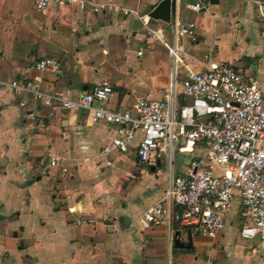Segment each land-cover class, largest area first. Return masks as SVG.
<instances>
[{"label": "crops", "instance_id": "crops-1", "mask_svg": "<svg viewBox=\"0 0 264 264\" xmlns=\"http://www.w3.org/2000/svg\"><path fill=\"white\" fill-rule=\"evenodd\" d=\"M97 1L137 14H90L54 2L37 12L35 0L29 5L0 0V81L35 76V62L52 56L60 70L41 72L45 91L75 99L108 80L115 90L110 107L133 102L132 94L159 98L173 67L165 43L180 48L179 55L194 70L211 60L231 63L256 78L264 75V33L258 23V2L264 6V0H176L169 22L148 17L159 0ZM191 4L201 8L194 11ZM143 17H148L146 25ZM175 20L195 23V42L174 39ZM234 33H239V53L222 56L220 36L235 38ZM110 136L107 126L88 124L81 111L57 110L50 116L46 108L0 84V264H264L250 246L239 250L226 229L214 239L191 238V251L174 250L175 232L163 226L142 230L140 215L162 196L169 172L163 176L160 167L144 169L133 155L99 154ZM50 156L59 157L66 171L50 165ZM120 159L137 165L139 188L151 187L139 204L130 194L132 204H117L110 173L121 170L111 168ZM181 233L180 240L187 241Z\"/></svg>", "mask_w": 264, "mask_h": 264}, {"label": "built area", "instance_id": "built-area-1", "mask_svg": "<svg viewBox=\"0 0 264 264\" xmlns=\"http://www.w3.org/2000/svg\"><path fill=\"white\" fill-rule=\"evenodd\" d=\"M53 2L90 14H137L111 1L97 0H35L34 8L42 12ZM258 3V23L264 33V6ZM190 7L194 11L201 8L199 4ZM142 20L148 23V17ZM173 35L175 40L188 37L195 42V23L175 20ZM165 44L173 67L159 98L139 97L110 107L115 90L108 80L75 99L45 91L41 72L60 70L52 56L35 62L37 75L0 84L46 108L50 116L57 110L81 111L88 124L107 126L111 136L99 148L101 155H133L144 169H156L163 160L169 164V181L162 196L140 215L142 230L163 226L170 234L184 231L188 238L214 239L225 231L230 208L236 203L246 218L240 235L257 242L250 252L264 259V75L256 78L231 63L211 60L194 70L179 55L180 48ZM175 154L187 156L179 172L173 169ZM49 163L66 171L59 157L50 156Z\"/></svg>", "mask_w": 264, "mask_h": 264}, {"label": "rangeland", "instance_id": "rangeland-1", "mask_svg": "<svg viewBox=\"0 0 264 264\" xmlns=\"http://www.w3.org/2000/svg\"><path fill=\"white\" fill-rule=\"evenodd\" d=\"M23 1L25 5H29L31 2V0H23ZM168 31H170V29ZM233 36H235V38L231 36H220L221 42L218 46V52L222 56H229V55L231 56L233 52L239 53V47H241L239 46V33H234ZM121 72L123 71L121 70ZM124 79L129 80L130 78L128 77V75H126L124 76ZM129 98L131 101H135L136 94H132ZM125 101H127V99ZM186 157H187L186 155L175 154L174 162H173L174 169H177L180 162L185 161ZM114 166L111 168H119V167L121 168V170L118 169L115 170V172L110 173L113 176V179L115 180V188L117 194L116 200L119 207L124 204L127 205V202H129L130 204L133 203V201L127 199L128 194H130L132 198H136L137 200H139L138 204L140 201L148 197V194L151 192L150 189L151 187L149 186V184L147 183V185L141 186L142 188L138 187L139 186L138 184L141 183L142 178L140 171L137 169L138 168L137 165L134 166L131 162H129V160L126 161L120 159L116 162ZM160 169L161 172L163 173L162 174L163 176L168 175L169 164L165 160H163ZM137 200H135L134 202H136ZM227 219H228V223L226 226V235H228L227 237H230V239L233 240L235 244L239 245V250H243L244 252H246L248 250L247 247L254 244V242L250 240H246L242 238L240 235V228L244 224H246V218L242 216L240 212H238L236 203H233L232 207L230 208ZM184 235L185 232L182 231L181 237H183ZM258 255L256 256L259 257Z\"/></svg>", "mask_w": 264, "mask_h": 264}, {"label": "water", "instance_id": "water-1", "mask_svg": "<svg viewBox=\"0 0 264 264\" xmlns=\"http://www.w3.org/2000/svg\"><path fill=\"white\" fill-rule=\"evenodd\" d=\"M175 11L176 0H160L156 4V6L148 13V17L154 20H162L164 22H169L172 16L175 15ZM179 234V231H175V237L173 240L174 247L179 249H190L192 247L191 238L189 237L187 241H182L179 238Z\"/></svg>", "mask_w": 264, "mask_h": 264}, {"label": "trees", "instance_id": "trees-1", "mask_svg": "<svg viewBox=\"0 0 264 264\" xmlns=\"http://www.w3.org/2000/svg\"><path fill=\"white\" fill-rule=\"evenodd\" d=\"M174 250L181 251V250H183V249L174 248ZM191 250H192V248H191L190 250H187V251H191Z\"/></svg>", "mask_w": 264, "mask_h": 264}]
</instances>
